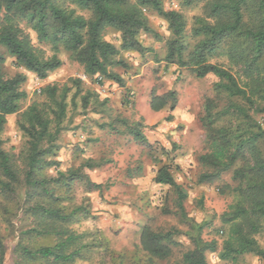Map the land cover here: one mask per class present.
I'll use <instances>...</instances> for the list:
<instances>
[{
  "label": "trees",
  "instance_id": "1",
  "mask_svg": "<svg viewBox=\"0 0 264 264\" xmlns=\"http://www.w3.org/2000/svg\"><path fill=\"white\" fill-rule=\"evenodd\" d=\"M182 8L202 4V14L194 18L189 45L185 35V20L177 11H164L159 0H0V195L17 197L21 191L35 201L27 212L35 218L38 235L56 237L52 247L29 250L20 246L23 257L52 260L66 264L79 255L82 247L70 253L67 248L77 240L64 225L73 213L65 214L53 199L50 185L66 183L83 176L80 170L68 174L58 172L60 180L46 177L44 171L57 162L48 160L58 150L56 142L65 131V93L55 86L46 87L43 103H32L21 111L26 98L21 89L26 75L17 73L7 78L3 73L5 56L13 59L16 69L34 74L45 80L61 66L58 53L64 50L69 57L83 67L84 74L100 75L109 81L120 79L108 69L120 66V53L144 51L138 36L153 33L144 11H152L168 26L170 38L166 41L165 61L182 68H190L197 78L212 75L216 95L225 96L233 103L224 110L215 111L214 103L206 102L201 123L206 132L205 152L198 158L205 170L199 183H207L231 171V184L218 190L230 198L226 211L220 216L225 227L220 246L216 241L202 238L203 223L189 218L183 202L186 193L178 186L169 165L156 171L154 182L174 189L180 218L187 227L184 236L191 249L184 252L174 264H207L206 253H216L220 261L236 264L239 257L253 255L264 261V250L256 240L264 235V124L255 115L264 116V0H173ZM74 6L75 8H69ZM85 12L88 18L77 14ZM114 29L120 35L116 48L104 41L102 32ZM36 43L50 47L51 55L45 56ZM224 59L226 67L218 61ZM78 83V82H76ZM62 91V90H61ZM83 98V108L88 106ZM175 92L152 96L149 108L159 112L169 106L173 111ZM19 113L16 122L19 132L26 138L21 155V166L12 154L2 148V134L6 117ZM137 141L143 137L135 135ZM100 165L85 161L81 167L92 170ZM67 181V182H66ZM90 187L99 189L92 182ZM178 232H154L143 227L139 246L150 259L166 260L176 242ZM85 247V246H83ZM6 249L0 236V264H4Z\"/></svg>",
  "mask_w": 264,
  "mask_h": 264
},
{
  "label": "rangeland",
  "instance_id": "2",
  "mask_svg": "<svg viewBox=\"0 0 264 264\" xmlns=\"http://www.w3.org/2000/svg\"><path fill=\"white\" fill-rule=\"evenodd\" d=\"M159 1L164 11L182 14L185 35L189 45H193L196 41L192 38L194 18L201 16L202 4L182 8L173 0ZM77 14L89 17L78 10ZM143 14L153 31L138 36L144 51L118 55L122 64L108 70L120 82L101 76L105 88L101 95L96 87L97 75H85L83 67L64 50L57 56L61 66L45 80L16 69L13 59L5 56L3 73L7 78L17 73L26 75L21 88L26 94L21 111L34 102H45L46 87L55 86L59 93L66 95V117L62 125L65 131L58 137L55 155L48 158L58 165L44 171L46 177L54 179L58 178V172L69 174L76 170L83 176L66 184L61 181L50 185L56 204L65 214L73 213L64 227L77 236V240L69 245L67 253L82 247L79 255L66 264H174L192 248L184 236L187 227L180 218L174 189L154 182L156 171L162 165H169L175 183L187 195L183 202L186 215L205 225L202 238L214 240L220 246L224 236L225 227L219 218L230 198L220 195L218 190L224 184H231V171L200 184L199 176L205 170L198 158L206 146V132L201 123L206 102L212 101L218 112L233 100L216 95L214 76L197 78L190 68L167 63L166 41L171 37L167 23L152 11ZM30 37L46 57L51 55L49 46L37 44L33 33ZM102 37L119 48L120 35L114 29H105ZM210 62L226 67L224 59ZM172 91L176 94L173 111L169 106L159 112L150 110L152 96ZM83 98L88 100L86 108H83ZM18 118L19 113L6 117L1 138L3 150L14 155L21 166L26 138L17 128ZM254 119L264 124V116L255 115ZM136 133L143 137L142 141H137ZM87 160L100 166L86 170L81 165ZM90 182L99 185V189L90 187ZM36 199L26 198L23 191L13 198L0 195V236L6 249L4 264H61L22 256L20 246L33 251L52 247L56 242L53 235L32 232L36 221L27 209ZM144 226L154 232H178L173 237L176 245L168 259H150L142 252L139 235ZM255 238L264 250V235ZM206 262L231 264L220 261L216 253H206ZM236 264H264V261L248 254L239 257Z\"/></svg>",
  "mask_w": 264,
  "mask_h": 264
},
{
  "label": "built area",
  "instance_id": "3",
  "mask_svg": "<svg viewBox=\"0 0 264 264\" xmlns=\"http://www.w3.org/2000/svg\"><path fill=\"white\" fill-rule=\"evenodd\" d=\"M96 80H97V85H96L97 91H98V94L101 95L105 89L104 88V80L99 75L96 76ZM126 99L128 100V102H129V100H131L129 95H128V97L126 96Z\"/></svg>",
  "mask_w": 264,
  "mask_h": 264
},
{
  "label": "crops",
  "instance_id": "4",
  "mask_svg": "<svg viewBox=\"0 0 264 264\" xmlns=\"http://www.w3.org/2000/svg\"><path fill=\"white\" fill-rule=\"evenodd\" d=\"M104 92V91H103ZM103 94V93H102Z\"/></svg>",
  "mask_w": 264,
  "mask_h": 264
}]
</instances>
